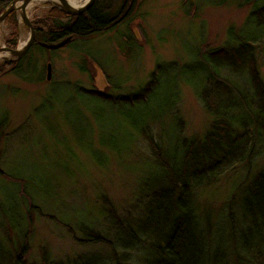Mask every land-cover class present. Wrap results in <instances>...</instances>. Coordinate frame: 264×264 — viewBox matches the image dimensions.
Segmentation results:
<instances>
[{
    "label": "rangeland",
    "instance_id": "rangeland-1",
    "mask_svg": "<svg viewBox=\"0 0 264 264\" xmlns=\"http://www.w3.org/2000/svg\"><path fill=\"white\" fill-rule=\"evenodd\" d=\"M257 1L245 5V0H136L128 23L77 46L56 51L35 47L29 56L34 73L23 65L18 75H1L0 121L7 117L8 124L0 169L22 180L19 189L26 193L24 200L32 197L33 209L28 212V206H22L24 221L20 230L15 228L17 188L9 179L0 178V243L7 242L6 235L13 245L26 240L27 264H40L44 251L52 260L64 263L95 254L103 258V264H112L107 246L81 241L78 225L92 222L96 231L113 241L110 221L103 214L105 199L124 227L135 226L144 216L141 183L145 172L153 168L154 156L144 137L138 136L133 143L128 137H119L121 123L93 100L68 91L67 84L111 96L134 92L147 82L158 62L185 63L199 46H224L228 30L242 31ZM50 10L47 2L35 1L27 17L33 25ZM16 23L18 38L13 49L9 43L14 40V25L7 18L0 24V48L14 50L27 40L28 29L20 18ZM127 29L134 34L135 46L125 41L130 33ZM263 49L262 44L255 48L264 80ZM48 63L52 66L50 82L45 78ZM105 108L111 112L110 106ZM176 114L183 122L184 138H199L210 126L209 116L187 85L180 88ZM152 133L159 143L158 125ZM101 139L115 150H101ZM86 144L95 148L101 164L84 151ZM263 167L264 156L251 165L237 166L199 191L198 214L214 232L215 241L223 238L226 264H235L228 241L229 215L235 219L239 215L241 181L248 172ZM146 254L147 250L133 253L129 264H145Z\"/></svg>",
    "mask_w": 264,
    "mask_h": 264
},
{
    "label": "trees",
    "instance_id": "trees-1",
    "mask_svg": "<svg viewBox=\"0 0 264 264\" xmlns=\"http://www.w3.org/2000/svg\"><path fill=\"white\" fill-rule=\"evenodd\" d=\"M13 1L0 0V15ZM135 1L94 0L77 17H68L52 8L43 20L33 23V46L18 64L0 63V76L18 75L23 65L34 73L30 53L35 47L43 50L38 43H56L70 37L64 47L69 48L128 23ZM252 1L245 0V5ZM7 19L16 29L14 40L9 43L13 49L18 38L17 23L14 14ZM244 27L242 31L230 28L222 47L195 48L185 63L158 62L147 82L127 95L89 92L67 84L68 91L93 100L99 109L121 123L119 137H128L132 143L138 136L144 137L154 156L153 168L145 172L141 183L144 216L135 226L124 227L105 199L103 214L110 221L113 241L96 231L92 222L78 225L81 241L107 246L112 264H129L133 253L144 250L148 252L143 259L145 264H226L224 240L213 239L214 232L198 214L196 200L203 186L215 184L237 166L251 165L264 156V80L255 51L259 44L264 45V0L254 2ZM127 31L130 33L125 41L135 46L134 34ZM105 79L110 82L108 77ZM182 85L191 88L211 120L208 130L199 138L182 137L183 122L177 114L173 115ZM107 106L111 112L106 111ZM169 115L173 116L166 124ZM7 124L4 117L0 121V159ZM155 125L160 128L159 143L152 133ZM100 145L101 150H115L108 141L101 139ZM83 148L94 155L96 164H101L94 147L86 144ZM0 178L9 179L17 188L14 224L20 230L24 221L21 208L28 206V212L32 210V197L24 200L26 193L19 189L22 180L1 169ZM241 183L240 211L237 219L229 215L227 239L232 243L235 264H264V167L248 172ZM5 238L7 242L0 243V264H27L26 240L13 245L7 235ZM102 259L100 255L88 254L64 263L52 260L44 251L40 264H103Z\"/></svg>",
    "mask_w": 264,
    "mask_h": 264
},
{
    "label": "water",
    "instance_id": "water-1",
    "mask_svg": "<svg viewBox=\"0 0 264 264\" xmlns=\"http://www.w3.org/2000/svg\"><path fill=\"white\" fill-rule=\"evenodd\" d=\"M35 1H45L52 6V8L59 10L61 13L68 17H77L85 13L93 4L94 0H88L84 5L80 7H74L70 5L68 0H14L0 15V24H2L6 18L11 14L22 21V24L28 29L29 36L27 40L19 47L14 50L6 49L5 47L0 48V60L9 62L11 64H17L21 58L28 52V50L35 43V30L32 23L27 17V7ZM71 38L68 37L56 43H38V45L45 51H56L64 48ZM45 78L47 82L52 80V66L51 64L46 65Z\"/></svg>",
    "mask_w": 264,
    "mask_h": 264
},
{
    "label": "bare ground",
    "instance_id": "bare-ground-1",
    "mask_svg": "<svg viewBox=\"0 0 264 264\" xmlns=\"http://www.w3.org/2000/svg\"><path fill=\"white\" fill-rule=\"evenodd\" d=\"M53 1V0H52ZM55 1V0H54ZM88 0H69L70 5L74 6V7H80L82 5H84ZM34 2H32L26 9V11H28L29 7L33 4Z\"/></svg>",
    "mask_w": 264,
    "mask_h": 264
},
{
    "label": "flooded vegetation",
    "instance_id": "flooded-vegetation-1",
    "mask_svg": "<svg viewBox=\"0 0 264 264\" xmlns=\"http://www.w3.org/2000/svg\"><path fill=\"white\" fill-rule=\"evenodd\" d=\"M19 62H20V61H19ZM19 62H18V63H19ZM18 63H17V64H18Z\"/></svg>",
    "mask_w": 264,
    "mask_h": 264
}]
</instances>
